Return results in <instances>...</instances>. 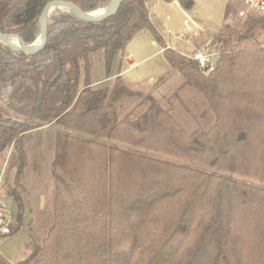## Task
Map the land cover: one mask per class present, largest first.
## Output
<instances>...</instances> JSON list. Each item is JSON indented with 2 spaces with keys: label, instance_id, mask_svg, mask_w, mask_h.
I'll list each match as a JSON object with an SVG mask.
<instances>
[{
  "label": "trees",
  "instance_id": "1",
  "mask_svg": "<svg viewBox=\"0 0 264 264\" xmlns=\"http://www.w3.org/2000/svg\"><path fill=\"white\" fill-rule=\"evenodd\" d=\"M48 1L0 0V30L34 42ZM71 1L86 11L110 2ZM147 1L122 0L101 22L56 10L35 54L0 42V153L22 159L19 200L26 142L60 127L27 255L0 264H264V16L226 15L209 73L166 48L181 82L157 97L120 74L141 30L161 39ZM192 41L193 54L212 44L202 32ZM19 206L0 236L24 224Z\"/></svg>",
  "mask_w": 264,
  "mask_h": 264
},
{
  "label": "crops",
  "instance_id": "2",
  "mask_svg": "<svg viewBox=\"0 0 264 264\" xmlns=\"http://www.w3.org/2000/svg\"><path fill=\"white\" fill-rule=\"evenodd\" d=\"M191 1V7L183 4L182 0L147 1L152 24L159 32L161 39H157L150 29H143L128 46L123 56L120 74L128 85L134 86L129 85L131 88L137 89L135 86H142L144 89L137 90L145 93L152 92L157 97L164 96V94L160 95L161 93L158 95L157 92L163 90L169 82L180 77L179 71L166 58L165 49H175L186 56H192L195 50L192 40L199 32H202L207 38L206 46H208L225 24L226 13L224 9L218 8L220 3L223 6L231 3L238 15L248 16L250 14L241 5L244 0ZM251 11L254 13L252 9ZM204 49L206 50L205 47L200 50ZM162 55L166 59L165 62L164 58L160 62L163 74H147L146 71H150L148 68L151 67V63ZM158 76H161L159 81H157Z\"/></svg>",
  "mask_w": 264,
  "mask_h": 264
},
{
  "label": "rangeland",
  "instance_id": "3",
  "mask_svg": "<svg viewBox=\"0 0 264 264\" xmlns=\"http://www.w3.org/2000/svg\"><path fill=\"white\" fill-rule=\"evenodd\" d=\"M241 3L244 9L249 13H253L247 3L244 1ZM218 8L220 10L224 9L226 15H237L231 3L227 4V6H223V4L220 3ZM193 56L194 54L192 58ZM163 58L165 62L166 59L163 55L155 59L151 63V67L148 68L150 71H146L147 74H163V67L160 63L163 61ZM159 79H161V76L157 77V81H159ZM180 82L181 79L178 77L177 80L169 82L164 89H161L157 94H169ZM135 88L144 89L142 86H135ZM59 131L60 127L58 125L50 123L35 129L33 138L26 142V161L28 167L25 171L28 181L26 182V189L22 191L19 190L22 195V199L20 200L16 198L15 195V176L20 168L22 159L19 157V154L12 152V148L0 153V200L5 203L7 210L11 213L21 211L19 205L22 202L24 203V224L15 233L7 236H0V254L3 255L8 262L15 263L26 257V245L31 240L32 233L37 232L38 224L34 223L30 227V223L32 220L33 223L34 220L39 217L40 208L42 209L46 205L47 194L45 193V188H50L52 184V150L54 149ZM13 220L15 222L14 215Z\"/></svg>",
  "mask_w": 264,
  "mask_h": 264
},
{
  "label": "water",
  "instance_id": "4",
  "mask_svg": "<svg viewBox=\"0 0 264 264\" xmlns=\"http://www.w3.org/2000/svg\"><path fill=\"white\" fill-rule=\"evenodd\" d=\"M122 0H110L108 5H106L105 10L100 14H94L95 11H86L77 3L71 0H49L42 9L39 18L40 24V34L37 39L32 43H26L24 38L17 33H4L0 30V42L12 48L15 51H22L26 54H35L43 50L48 42V18L49 15L56 10H70L75 12L81 18L87 21L101 22L107 19L109 16L115 14ZM59 6H66L65 9L58 8ZM101 9V8H100ZM10 37H16L18 39V44L13 45L8 43ZM193 59V58H191ZM196 61V59H194ZM218 60H216L217 62Z\"/></svg>",
  "mask_w": 264,
  "mask_h": 264
},
{
  "label": "built area",
  "instance_id": "5",
  "mask_svg": "<svg viewBox=\"0 0 264 264\" xmlns=\"http://www.w3.org/2000/svg\"><path fill=\"white\" fill-rule=\"evenodd\" d=\"M250 8L264 16V0H244ZM264 45V40H263ZM220 51V45L218 42H213L206 50L197 51L193 58L199 63L200 67L205 73H209L214 70L216 60ZM134 64V63H133ZM14 222L13 215L6 208L3 201L0 200V234H8L11 232V225Z\"/></svg>",
  "mask_w": 264,
  "mask_h": 264
},
{
  "label": "bare ground",
  "instance_id": "6",
  "mask_svg": "<svg viewBox=\"0 0 264 264\" xmlns=\"http://www.w3.org/2000/svg\"><path fill=\"white\" fill-rule=\"evenodd\" d=\"M58 8H63V9H65L66 6H59ZM104 10H105V8H101V9L95 11L94 14H100V13H102ZM8 43L13 44V45H17V44H18V39H17L16 37H10Z\"/></svg>",
  "mask_w": 264,
  "mask_h": 264
}]
</instances>
